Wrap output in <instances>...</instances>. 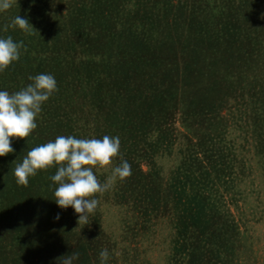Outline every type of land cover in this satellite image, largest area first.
Returning <instances> with one entry per match:
<instances>
[{"label": "rangeland", "instance_id": "rangeland-1", "mask_svg": "<svg viewBox=\"0 0 264 264\" xmlns=\"http://www.w3.org/2000/svg\"><path fill=\"white\" fill-rule=\"evenodd\" d=\"M72 1L17 0L0 12L3 26L24 45L26 63L18 79L9 81L10 94L32 82L39 53L31 48L48 44V54L55 46L63 51ZM111 5L114 13L108 9L105 20L115 22L116 35L136 33L147 23L142 11L129 16L139 0ZM162 11V33L136 116L125 114L123 121L121 105L91 98L78 100V110L68 113L67 130L78 129L80 139L119 136L121 157L112 166L127 160L132 175L95 194L98 206L86 224L71 206L55 203L56 188L47 189L51 235H44L38 252V241L22 252L8 244L12 255L28 249L23 264H62L69 258L72 264H100L103 249L109 251L107 264H264V0H162ZM17 15L35 30L11 27ZM23 68L27 81L19 79ZM51 102L50 97L42 106L48 114ZM47 121L40 113L26 138L36 141L34 132ZM43 129V142L54 141L52 129ZM26 138L10 139L13 145ZM112 166L93 169L101 183ZM50 170L57 169L43 171Z\"/></svg>", "mask_w": 264, "mask_h": 264}, {"label": "trees", "instance_id": "trees-1", "mask_svg": "<svg viewBox=\"0 0 264 264\" xmlns=\"http://www.w3.org/2000/svg\"><path fill=\"white\" fill-rule=\"evenodd\" d=\"M139 1V9L130 12L129 16L142 11L147 18V23L141 29L138 28L139 31L136 33L127 30L122 32L123 34L118 32L116 35L115 22L106 21L108 20V9L110 13H114L110 5L112 4L111 7H113V3L116 4L117 0H73L69 2L67 21L65 20L63 23L65 25V42L60 41L65 44L63 51L59 52L55 46L54 53L48 54V51L44 50L49 46L48 44L41 45L40 50L30 47L31 50L39 53L38 61L34 64L33 74L50 73L54 75L59 89L52 95V102L46 104L50 113H46L47 110L45 112L44 108L41 111V114L48 116V121L43 127L52 129L51 134L54 133L52 137L69 135L79 137L78 129H73V131L70 129V132L67 130L68 125L72 126L68 113L70 114L74 107L78 110V104H76L78 100L86 101L91 98L95 100L96 104L105 100L110 103L116 102L117 105H121L120 111L117 112L123 121H126L125 114L130 115L129 118L127 117L130 120L136 116V108H140L143 103V88L147 83L145 80L152 57L157 53L156 45L163 26L162 0ZM148 1L153 5H149ZM107 4L108 7H106ZM150 6H154L156 9ZM117 9L120 7L115 8V11L120 12ZM165 10L167 11V9ZM122 12L124 13L125 10ZM1 17L0 29L6 37L10 35L16 40L15 37L20 35L12 36L11 32H8V26H3L4 22L1 21ZM57 38L56 35H53L54 44ZM21 40L20 36L16 41ZM24 57L21 55L19 61L1 73L0 87L2 90L8 88L11 78L18 79L21 65L26 63ZM153 66L155 68L156 64ZM23 69L24 75L19 79L27 81L26 68ZM21 75L22 73H20ZM78 113L81 117L82 110ZM76 122L79 121L76 120ZM131 124L132 122L128 123L132 128ZM43 127H38L34 132V134H38L36 141L29 138L17 140L12 145V147L17 146L14 153L0 157V229L2 228V232H0V264H23L21 258H26L25 254L28 249L26 248L23 255L22 253L12 255L8 246H16L22 252L26 245H30L32 248L35 241H38L39 244L35 249L33 248L36 252L41 239L48 237L44 235H51V230H54L53 224L50 223L53 216L50 210L46 209L47 206H44L43 195L46 194L47 189L52 188L53 190L57 187L50 179L56 170L46 173L43 170L38 171L36 176L29 178L26 187L18 185L13 175V170L22 163L28 151L36 146L46 144L43 142L46 135L43 138L42 134L47 130ZM14 159H16V164L13 162ZM44 215L49 217L46 224ZM61 226V229L67 227L66 224H61ZM34 255L36 254L34 253Z\"/></svg>", "mask_w": 264, "mask_h": 264}, {"label": "clouds", "instance_id": "clouds-1", "mask_svg": "<svg viewBox=\"0 0 264 264\" xmlns=\"http://www.w3.org/2000/svg\"><path fill=\"white\" fill-rule=\"evenodd\" d=\"M17 0H0V12L9 10ZM11 27H18L25 33H31L33 26L27 18L15 16ZM6 30V29H5ZM23 42H15L11 36L0 37V73H4L12 64L20 60ZM32 81L18 92L10 94L0 90V157L14 152L12 139L26 138L36 128V119L42 106L59 91L56 78L50 73L30 76ZM119 136L105 135L100 139H80L75 136H57L54 141L32 148L13 170L16 183L27 186L29 178L40 170L55 167L57 170L50 179L57 185L55 203L62 209L71 206L78 221L87 223L97 206L95 194H102L113 187L117 180H124L132 175V168L127 160L121 158L117 166L114 158L121 157ZM111 167V175L101 183L93 169ZM59 219V216H57ZM100 264H107L109 251L99 253ZM62 264H72L66 259Z\"/></svg>", "mask_w": 264, "mask_h": 264}]
</instances>
